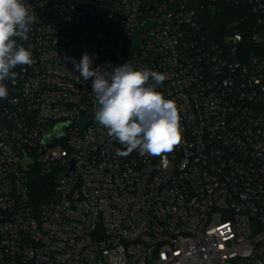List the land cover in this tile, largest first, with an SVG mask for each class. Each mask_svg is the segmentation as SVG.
<instances>
[{
	"label": "built area",
	"instance_id": "1",
	"mask_svg": "<svg viewBox=\"0 0 264 264\" xmlns=\"http://www.w3.org/2000/svg\"><path fill=\"white\" fill-rule=\"evenodd\" d=\"M31 66L0 99V264H264V0H23ZM219 2L239 15L202 31ZM165 75L182 139L133 151L75 65ZM149 83H152L151 79ZM43 179L49 191L37 201Z\"/></svg>",
	"mask_w": 264,
	"mask_h": 264
},
{
	"label": "clouds",
	"instance_id": "2",
	"mask_svg": "<svg viewBox=\"0 0 264 264\" xmlns=\"http://www.w3.org/2000/svg\"><path fill=\"white\" fill-rule=\"evenodd\" d=\"M23 0H0V99H6V79L15 82L18 65L31 66L32 52L16 39H29L30 25L36 17ZM65 60L75 65L84 81L94 77L92 92L98 108L94 119L107 129V135L125 146L116 155L126 157L133 151L151 156L170 153L182 139L177 107L173 101L156 91L165 75L156 71L134 70L128 62L112 71L101 72L92 67V57L85 52L77 63L71 57ZM152 83H149V81Z\"/></svg>",
	"mask_w": 264,
	"mask_h": 264
},
{
	"label": "trees",
	"instance_id": "3",
	"mask_svg": "<svg viewBox=\"0 0 264 264\" xmlns=\"http://www.w3.org/2000/svg\"><path fill=\"white\" fill-rule=\"evenodd\" d=\"M238 8H234L226 2H219L213 9L205 13L201 20L203 34L212 40L220 39L228 30L229 25L239 17ZM49 185V184H48ZM43 179H40L35 186L37 201H41L49 191Z\"/></svg>",
	"mask_w": 264,
	"mask_h": 264
},
{
	"label": "rangeland",
	"instance_id": "4",
	"mask_svg": "<svg viewBox=\"0 0 264 264\" xmlns=\"http://www.w3.org/2000/svg\"><path fill=\"white\" fill-rule=\"evenodd\" d=\"M246 15H247L246 12H242V13L240 14L239 18L245 17Z\"/></svg>",
	"mask_w": 264,
	"mask_h": 264
}]
</instances>
